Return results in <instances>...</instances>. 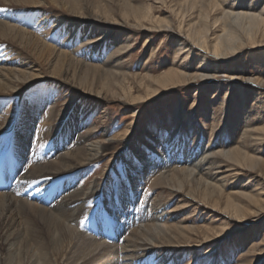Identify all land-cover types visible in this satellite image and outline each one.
Instances as JSON below:
<instances>
[{
	"label": "rangeland",
	"instance_id": "rangeland-1",
	"mask_svg": "<svg viewBox=\"0 0 264 264\" xmlns=\"http://www.w3.org/2000/svg\"><path fill=\"white\" fill-rule=\"evenodd\" d=\"M170 1L165 0L163 4L160 0H135V4L151 5L152 13L156 18L173 19L177 23L176 20H180L181 17L174 19V16L170 15L171 6L175 5V2ZM225 2V5L210 15L209 23L210 30H212V32L209 31L210 42L214 40L215 36L222 35L225 29L236 31L237 35L241 33L245 35L243 23L247 25L246 20H243L242 17L235 19L232 14L226 19H219L223 12L240 13L244 9L243 5L247 4L252 6V11L257 15L264 6V0H225ZM45 3L43 7L48 11L55 8L49 0H46ZM229 3H234L236 9L230 10ZM6 7L8 6L0 5V9ZM12 8H14V13L18 12L19 7L9 6L7 9ZM219 11L221 12L219 13ZM196 14L197 12H194L193 15L197 17ZM187 17H185L186 20L189 19ZM196 17L191 19L194 21ZM241 20L243 23L240 22ZM223 23L225 24L223 25ZM214 25L219 27L215 28ZM152 29L154 31H151L150 34L155 33L153 39L147 37L146 29L132 31L126 26L112 25L110 27L111 33L120 36L121 42L117 46L122 43L125 37L129 44L120 51L123 62L120 70L125 72L120 74H124L126 78L123 81L124 89L132 87L131 93H129L132 96L139 94L146 96L150 90L157 87L158 79L156 78L161 77L164 71L173 68L179 49L181 51L175 64L176 62L177 64H186L188 66L187 74H192L190 77L195 73L199 76L189 79L186 85L161 89L162 91L154 98L151 92L142 98L148 101L132 105L122 101L124 95L128 93L125 92L121 96L122 89L117 85L113 86L116 88V94L112 100L103 101L95 94H85L83 97L74 96L73 93L76 91L70 90L69 86H61L58 79L50 77L51 73H49V69L46 70L44 62L39 61L38 65L41 71L48 75L29 83L25 86V91L15 93L12 97V101H14L12 108L16 105V109L12 113L13 117L10 116L11 121L8 131L5 132L6 135H9L11 131L14 132L16 128L15 119L20 117L18 114L20 103L25 100L33 102L40 92L42 98L37 96L36 99L46 98L42 101L43 104H54L55 116L69 115L70 112L76 110L74 121L82 126V131L90 135L87 137V141L97 139L103 134L100 130L101 122L106 125L104 129L108 130L106 135L109 139L107 141L115 134L123 132L126 126L129 129L124 138L118 139L114 145H111L108 152H103L102 158H95L93 159L95 161L69 172L67 184L63 178L59 179L60 185L62 184L59 187L62 189H60L62 194L65 193L67 187L83 191L84 188L91 187L94 181L97 182L98 188L92 197L86 201L83 208L75 211L77 214L74 213L77 221L81 222L83 226L76 227L77 232L70 234L65 231L62 235L59 231L55 232L56 235L53 237L38 222L34 220L24 222L19 219L18 213L14 212L19 222L14 228V233H18L19 236L14 241L15 246L12 245L11 248H20V246L21 248L18 252L17 249L10 252L0 250V263L65 264V255H68L69 250L74 251L77 248L74 244L79 247L83 246L84 236L93 241L92 247L100 242L120 247L133 229L137 234L146 232L153 237L167 234V230L160 222L167 217L170 223L179 228L199 226V236L201 237L200 230L204 229L215 231L223 229L224 237L204 243L199 248L194 247L198 244L195 243L187 247H180L176 251L165 250L161 252V255L155 253L158 252L157 250L150 253L138 252L135 258L126 262L129 261L130 264H245L247 260L251 259L254 263L248 264H264V212L251 217L248 221L249 224L255 220L259 221L260 231L253 240L257 245H252L250 240L247 243H240V228L246 222L238 223L234 219L224 218V214L218 213L220 210L214 207L208 209L205 205L207 203L202 200H199L200 204L191 203L187 207L180 208L181 198H188V195L177 192L164 180L167 175L171 174V170L178 171L184 166L182 163L187 156L194 159L197 155L199 159H195L198 163L202 159V155L199 156L200 151L205 148V151H211L209 160L212 163H202V167L196 168L197 171L194 174L199 177L196 173L200 172L204 179L218 187L221 203H223V197L237 195L239 199L243 200L244 194L253 195L261 189H263L262 197L264 198V182L260 183V175L255 170L242 166L226 156L230 150L242 144L246 154L256 155V158L264 160V86L262 84L264 83V44L245 45L233 52L229 50L228 54L230 55L221 59L213 56L210 51L205 53L196 47H190V44H187L184 39V33L178 34V28L168 30L158 29L156 26ZM94 34L96 35L97 32ZM112 49V46L108 49L103 48V60H106ZM187 52H189V56L184 59ZM115 58H112L108 63L114 64ZM198 66V72H195ZM201 67L206 69H201ZM230 77L233 80H230ZM89 79L91 80V76ZM95 87L98 91L101 90L98 84H95ZM85 89L87 88H82V90ZM1 100L5 101L6 99L0 96V104ZM45 108L46 106L40 111V115H46L49 107ZM178 117L182 118V122L178 120ZM12 119L14 120L12 121ZM255 139L262 142H257ZM11 141L12 143L7 142L6 137L0 136L1 162L7 158V151L8 158H12V153L14 154L12 148L14 141ZM75 142L73 140L69 145L74 147ZM49 144L52 145V141H49ZM31 148L29 147L28 150L31 151ZM46 150L40 157L41 161L38 160V167L45 166L48 158L56 153L54 148ZM221 150L223 153L219 152ZM133 152L143 154L146 159L149 157L151 162L142 168L135 170L130 168L127 160ZM45 155L48 157L46 158ZM146 155L148 156L146 157ZM37 157L39 159V156ZM131 159L138 161L135 156ZM31 165L29 163L26 169L30 170ZM135 171L140 172L138 174H144L143 180L131 185V177L137 175ZM161 175H165L163 178L165 187L157 185V180H155ZM140 184L142 185L140 186ZM42 198L40 195L39 199L42 200ZM52 202L54 208H50V211L65 221L67 216L55 209L57 206H61ZM168 212L169 214H167ZM152 220L157 221L152 223L150 222ZM223 223L226 225L224 226ZM148 238L152 239L149 236ZM62 249L63 251H61ZM188 249L190 251H186ZM194 249L198 250L194 251ZM253 249L255 251H252ZM98 251L99 249L96 250V253ZM104 254L106 253L103 250L98 252L95 255L96 262L104 260L108 253ZM102 256L104 258H101ZM82 260L79 259L74 264H81Z\"/></svg>",
	"mask_w": 264,
	"mask_h": 264
},
{
	"label": "bare ground",
	"instance_id": "bare-ground-1",
	"mask_svg": "<svg viewBox=\"0 0 264 264\" xmlns=\"http://www.w3.org/2000/svg\"><path fill=\"white\" fill-rule=\"evenodd\" d=\"M49 1L55 6L51 11L43 7V4H46V0L45 2L44 0H0V5L19 7L18 12L15 11V13L14 8L7 9L8 7H6L5 9H0V96L6 99V102L1 100L0 104V136L6 137L7 142L12 143L11 140L14 141L12 147L14 154L12 153V157L15 160L13 170V172L15 171L13 177L14 184L9 191H0V250L8 252L16 249L18 252L21 248V246L20 248H11L14 245L15 239L19 236L18 233H14V228L19 223L15 213H18L19 219L24 222H28V220L38 222L53 237L56 235L55 232L59 231L62 235L63 231H65L70 234L77 232L76 227L83 226L81 222L77 221V217L75 216L77 212L75 213V211L81 207L83 208L86 201L92 197L94 191L98 188L97 182L94 181L91 187L84 188L83 191L67 187L65 188V193L62 194V189H59L62 185H60L61 181L59 179L63 178V181L66 183V180L69 178L67 175L69 172L95 161L93 160L95 158H102L103 152H108L111 145H114L118 139L124 138L129 129L126 126L123 132L115 134V136L107 141L109 139L106 135L108 130L104 129L106 125L104 122H101L100 130L103 134L97 139L87 141L86 139L90 135L82 131V126L74 121L76 110L70 112L69 115L55 116L54 104H43L42 101L46 98L36 99L38 98L37 96H41L42 98L40 92L33 99V102L25 100L20 103L18 106L20 117L18 116V119H15V123H17L15 125L16 128L14 132L11 131L9 135H6L5 132L11 121L10 116H12L14 109H16V105L12 108L14 102L12 101V97H14L15 93L25 91V86L29 83L48 75L41 71L38 65L39 61L44 62L46 70L49 69V73H51L50 77L58 79L62 84L61 86H69L70 90H75L74 96L83 97L85 94H95L103 101L112 100L116 94V88H113V86L117 85L122 89L121 96L125 92L128 93L124 95L122 101L134 105L148 101L142 98L151 92L154 98L163 89L186 85L189 79L199 76V74L195 73L190 77L192 74H187L186 70L188 66L186 64H177V62L175 64L176 58L181 51L179 49L175 56L173 68L164 71L161 77L156 78L158 79L157 87L150 90L146 96L142 94L132 96L129 94L132 87H129L127 90L124 89L123 81L126 78L124 74H120L125 73L120 70L123 63L120 51L129 44L126 40L127 37H125L122 43L117 46L121 42V39L118 34L111 33L110 27L112 25L126 26L132 31L146 29L148 32L147 37L151 39L155 37V33L150 34V32L154 31L152 28L156 26L158 29L168 30L178 28V34L184 33V39L187 41V44H190V47H196L205 53L210 51L213 56L221 59H225L230 55L228 54L229 50L233 52L245 45L257 46L264 44V6L257 15L252 11V6L247 4L243 5L244 9L240 13H232V11L223 12V15L219 19H226V17L232 14L235 19L242 17L243 20H246L247 25L242 20L240 21L244 24L241 23L244 26L245 35L241 33L240 35L242 36H240L237 35L238 32L235 33L236 31L223 28L225 29L224 33L220 36H215L214 40L210 42L209 31L212 32L209 23L210 15L222 7V5H225V0H171L170 2H175V5L171 6L170 15L174 16V19L179 18V16L181 17L180 20H176L177 23L173 19L156 18L152 13L151 5H137L135 4V0ZM160 1L163 4L165 2V0ZM228 5L230 10L236 9L234 3H229ZM194 12H197V17L193 15ZM186 16L189 19L186 20ZM193 17H196V20L193 21L191 19ZM214 27L217 28L219 26L214 25ZM95 32H97L96 35L94 34ZM111 46L113 47L112 51L106 60H103V48L108 49ZM188 56L189 52L183 58L187 59ZM112 58H115V62L114 64H109L108 62ZM198 69L199 66L195 72H198ZM201 69L206 68L201 67ZM89 76H91V80ZM230 80H233V78L230 77ZM95 84H98L101 90L98 91ZM262 84L264 86V83ZM82 88L87 89L82 90ZM45 106L46 108L49 107L46 115H40V111ZM178 120L182 122L181 117H178ZM11 129L13 128L11 127ZM13 133L14 135L12 136ZM113 138L115 139L114 142ZM43 140L45 141L43 142ZM73 140L76 141V145H73V143L74 147H71L69 144ZM255 140L262 142L258 141L259 139ZM49 141H52V145H50L51 143L49 144ZM29 147H32L31 151L28 150ZM48 148H54L56 153L51 155L50 159L48 158L45 166L38 167V160L41 161L40 157ZM204 149L202 148L199 154V156L202 155L203 160L201 159L196 163V159H199L197 155L194 159L187 156L182 163L184 166H181V169L178 171L171 170V174L165 177L166 184L168 183L177 192L188 195V198H181L180 208L187 207L191 203L200 204L199 200H202L207 203L205 205L208 209L214 207L220 210L218 213L224 214V218L234 219L238 223L246 222L240 228L239 242L247 243L250 240L252 245H254L253 240L260 231V225L257 220L250 222V224L248 221L251 217L258 216L264 212L263 189L253 195L244 194L243 200L239 199L237 195L226 196L223 197V203H221L218 187L204 179L200 172L196 173L199 177H196L194 174L197 171L196 168L200 169L202 167V163H212L209 160L211 151H205ZM36 150L38 151L35 152ZM219 152L223 153L222 150ZM132 155L138 161H132ZM37 156H39V159H37ZM226 156L232 158L242 166L255 170L260 175V183L264 182V160L256 158V155L246 154L243 151L242 144L230 150ZM130 157L127 163L129 162L130 168L134 170L142 168L151 162L149 157L146 159L143 154H137L136 152L131 153ZM42 162L44 161L42 160ZM29 163L32 164L30 170L26 169ZM16 173H18L17 177ZM138 173L137 175L131 173L134 175L131 177L132 179L130 178L131 185L133 183L137 184L139 180H143L144 174ZM164 176L161 175L155 179L157 180V185L165 187L163 185ZM40 195L43 197L42 200L39 199ZM51 200L61 206H57L55 209H58L60 213L62 212L64 216H67L65 221L50 211V208L54 206ZM225 214L228 215L225 216ZM167 219L165 217L164 220L160 221L167 230V234L164 233L153 237L146 232L137 234L136 230L134 231L133 229L127 236L125 243L120 247H114V245H108L104 242H100L92 247L93 241L84 236L85 242L83 246L79 247L77 244H74L77 248L74 251L69 250L68 255H65L64 262L65 264H74L77 260L83 259L81 264H130L129 261H126L135 258L138 252L144 253L146 251L150 253L157 250L158 252L155 253L161 255V252L165 250L176 251L180 247H187L195 243L198 244L194 247L199 248L204 243H210L224 237L225 231L223 229L220 231L210 229L200 230L201 237L199 236V226H184V228H179ZM155 221L157 220L150 222L154 223ZM223 224L224 226L226 225L225 223ZM148 236L152 239H149ZM97 249H99L98 252L103 250L109 255L104 254L106 257H101L104 260L101 259L96 262L95 255L98 253H96ZM197 250L194 249V251ZM252 251H255V249ZM12 259L14 258L12 257ZM18 261L20 262V260ZM248 263L254 262L250 259L245 262V264Z\"/></svg>",
	"mask_w": 264,
	"mask_h": 264
}]
</instances>
